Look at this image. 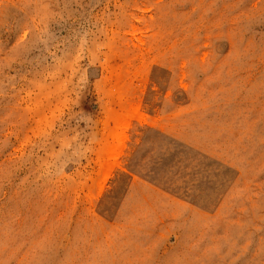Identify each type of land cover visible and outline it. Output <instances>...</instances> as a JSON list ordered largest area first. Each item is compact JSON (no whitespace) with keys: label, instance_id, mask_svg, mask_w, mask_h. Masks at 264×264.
<instances>
[{"label":"rangeland","instance_id":"rangeland-1","mask_svg":"<svg viewBox=\"0 0 264 264\" xmlns=\"http://www.w3.org/2000/svg\"><path fill=\"white\" fill-rule=\"evenodd\" d=\"M141 122L206 211L126 191ZM0 264H264V0H0Z\"/></svg>","mask_w":264,"mask_h":264},{"label":"crops","instance_id":"crops-1","mask_svg":"<svg viewBox=\"0 0 264 264\" xmlns=\"http://www.w3.org/2000/svg\"><path fill=\"white\" fill-rule=\"evenodd\" d=\"M147 123V124H146ZM146 123H138L140 131H137L135 136V142L138 140H142L145 137V140L153 143H157L159 150L157 155L154 157L150 155V153H146L143 157V160H154L152 164L148 163H136V161L140 158V156H137L136 151L134 152H126V162H128V166L125 167L126 174L130 175L129 178L131 180L127 181V190L128 193L133 189L136 194L139 196V194L150 191L149 196L142 195L140 198L143 199L144 202L148 205L149 203L154 204V200H158L160 202L159 204H162L163 206H167L171 203H178L179 208L183 207H189L194 206L197 207L203 211H206V206L199 204V198L200 195L206 198V196H203L202 194L206 195V192L208 189H206V185L211 184L212 181V174L208 170L206 171L204 175V185L203 188L198 187L194 185V183H191L189 186L184 187L183 184L174 186L175 183L179 182V171L174 172L173 166L170 165V160L167 158V153L174 156L175 154L179 155L180 148L181 149H188L190 150V146L186 145L185 143L181 142V139L179 138L176 133H174L170 129H174L172 127L170 128H164L161 126L153 125L151 122ZM138 134H140V138H137ZM134 135L131 134V140L133 139ZM154 137V138H150ZM131 142L127 145V148H132ZM136 149L138 150L139 146L140 149H142L141 142L138 143ZM135 148V147H134ZM192 149V148H191ZM243 155V152H241V156ZM142 160V159H140ZM165 164V165H163ZM127 175V177H128ZM134 175L140 176V189L137 187V184L134 183ZM211 177V178H210ZM129 182V183H128ZM185 183V182H183ZM226 195V194H225ZM222 199L220 198L219 202H221ZM149 202V203H148ZM165 207L158 208L156 210V213L153 214L152 212H149V215L152 213L151 217L156 215H165L167 209L165 210ZM170 215V214H169ZM168 216V215H167Z\"/></svg>","mask_w":264,"mask_h":264}]
</instances>
